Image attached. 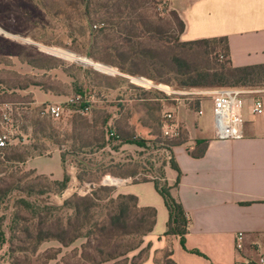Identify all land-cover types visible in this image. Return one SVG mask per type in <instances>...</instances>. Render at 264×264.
Segmentation results:
<instances>
[{
	"label": "rangeland",
	"instance_id": "374dc122",
	"mask_svg": "<svg viewBox=\"0 0 264 264\" xmlns=\"http://www.w3.org/2000/svg\"><path fill=\"white\" fill-rule=\"evenodd\" d=\"M126 3L135 11L122 8ZM181 6L182 0H0V36L20 53L0 52V137H6L5 149H0V264L78 263L85 238L66 245L47 240L31 252L21 229L47 219H58L64 227L70 221L74 224L73 210L53 217L44 207L62 206L74 194L90 193L88 184L76 178L78 166L92 171L104 167L107 175H127L136 166L140 172L150 165L154 171L160 168L170 159L159 128L167 112L181 107L208 116L211 91L218 89L180 88L181 77L171 65L174 53L200 67L208 65L199 51L176 46L178 39L185 40L170 13L179 15ZM139 14L143 26L132 23ZM55 59L62 61L61 66L50 68L59 65ZM38 90L49 94L41 104H35ZM244 90L263 92L264 88ZM253 95L260 92L244 94L243 106ZM78 97L73 104H64L59 119L40 114L47 104ZM41 121L46 127L43 133L37 131L36 123ZM135 141H143L144 146ZM32 144L44 148L43 157L23 165L5 162L10 155L6 147ZM59 154L64 155V164ZM64 170L70 181L68 189L58 194L53 181L62 180ZM141 177L144 174L137 179ZM21 199L38 211L23 209ZM163 252H156L155 264H163Z\"/></svg>",
	"mask_w": 264,
	"mask_h": 264
},
{
	"label": "crops",
	"instance_id": "0c3cea01",
	"mask_svg": "<svg viewBox=\"0 0 264 264\" xmlns=\"http://www.w3.org/2000/svg\"><path fill=\"white\" fill-rule=\"evenodd\" d=\"M177 10L185 24L183 40L226 37L234 66L264 64V0H182ZM34 96L35 104H41L49 94L38 90ZM256 98L264 103V91L243 106L244 136L236 140L216 138L212 108L203 118L202 110L195 115L176 107L175 122L187 131L188 141L172 148L182 173L173 194L191 217L188 250L178 238L164 236L168 210L152 181L114 178L116 194L135 195L140 207L157 211L154 229L145 237L152 244L151 254L139 264H155L156 252L166 248L173 249L177 264H234L240 256L257 255L254 245H264V108L253 113ZM197 140L207 142L198 158L189 152ZM177 175L166 168L170 184ZM238 232L245 234L239 252L235 246ZM193 249L201 254L190 252Z\"/></svg>",
	"mask_w": 264,
	"mask_h": 264
},
{
	"label": "trees",
	"instance_id": "16d2710c",
	"mask_svg": "<svg viewBox=\"0 0 264 264\" xmlns=\"http://www.w3.org/2000/svg\"><path fill=\"white\" fill-rule=\"evenodd\" d=\"M122 8L125 10H134L133 5L124 4ZM173 21L176 22L177 33L182 35L185 24L176 12L170 13ZM121 18V15L119 16ZM133 25L144 24L142 15L139 14L137 20L133 21ZM134 27V26H133ZM135 28V27H134ZM177 47L186 51H199L206 59L208 65L200 67L194 62L189 61L179 54H173L170 58L171 65L174 67V74L181 77L178 86L183 89L211 90V89H259L264 88V64L250 66H234L230 58L229 43L226 37L199 39L179 42ZM219 45L220 48H219ZM15 44L0 36V52L3 55H19L16 51ZM170 46L171 45H167ZM219 51V52H218ZM8 52V53H7ZM150 52V51H149ZM215 54V56H213ZM27 61V60H26ZM59 63L50 65V68L61 66V60L55 59ZM30 63V62H29ZM82 68V67H80ZM122 71H126L120 66ZM67 72V71H66ZM129 72V71H127ZM152 78V77H150ZM37 131L45 132L46 127L41 122L36 123ZM163 122L161 121L159 128L162 130ZM163 134V131L161 132ZM164 136V134H163ZM188 141L187 131L179 126V136L176 138H168L164 136L161 142L170 153V159L164 161L162 166L157 170L150 169L140 172L136 168L129 174L109 173L107 175L105 168L102 167L96 171H92L89 166L83 167L82 170L78 166L76 178L82 184H88L90 193L85 196L74 194L66 199L62 206L52 205L44 207L51 216H55L65 210H73L72 218L74 224L68 223L66 227L57 219L56 222L49 221L38 222L37 224L26 225L21 232L28 238L31 246V252H35L39 245L47 240L55 239L66 245L80 238H85L83 244V255L76 264H139L149 257L152 244L149 242L145 246V237L149 235L156 224L157 211L153 207H140L138 199L132 194H116L115 187L111 185L115 177L131 178L133 182L152 181L157 192L164 200V204L168 210V221L164 236L167 238H178L183 249L186 247V236L189 233L191 217L184 209L179 199L174 196L173 192L178 188L181 179V170L174 159L172 148L182 145ZM138 146H144L143 141H135ZM206 141H195L193 147L189 148V152L193 157H201L206 149ZM0 149H5L0 147ZM9 156H5L4 160L8 163L26 164L28 160L44 156V148L39 144H32L22 147H6ZM62 164H64V155L60 154ZM82 164V163H81ZM64 166V165H63ZM85 166V165H84ZM124 165H117L119 169ZM177 172L176 181L170 184L166 179V168ZM144 174L139 179L138 176ZM70 176L64 170L62 180H54L53 184L58 186L57 193L68 189ZM20 203L30 211H38L21 199ZM48 223V224H47ZM89 250V252H87ZM139 250L137 255L132 259L128 254ZM195 254H201L198 250H190ZM163 264H177L173 258V249L164 250Z\"/></svg>",
	"mask_w": 264,
	"mask_h": 264
},
{
	"label": "built area",
	"instance_id": "2783aa9c",
	"mask_svg": "<svg viewBox=\"0 0 264 264\" xmlns=\"http://www.w3.org/2000/svg\"><path fill=\"white\" fill-rule=\"evenodd\" d=\"M247 92L258 93V90H244L238 88H225L211 91L213 95V117L215 136L219 140H236L243 138L244 108L242 99ZM77 99L70 98L66 103L56 102L47 104L42 108L40 114L42 117L59 119L64 111V104H73ZM264 108L263 100L256 98L253 105V113H259ZM202 111H199L201 114ZM162 131L165 137L176 138L179 136V125L174 119V112H167L163 117ZM112 137H117L111 132ZM6 145V137H0V147ZM244 232H238L236 235V250L243 249ZM257 252L255 257L240 256L234 264H264V245L257 243L254 245Z\"/></svg>",
	"mask_w": 264,
	"mask_h": 264
}]
</instances>
